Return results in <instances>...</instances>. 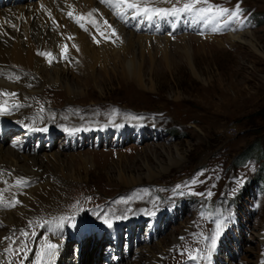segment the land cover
Here are the masks:
<instances>
[{
  "label": "rangeland",
  "instance_id": "1",
  "mask_svg": "<svg viewBox=\"0 0 264 264\" xmlns=\"http://www.w3.org/2000/svg\"><path fill=\"white\" fill-rule=\"evenodd\" d=\"M166 3L172 6L169 10L186 3L211 8V14L219 13L224 27L210 35L216 38L186 31L166 44L151 42L152 52L146 49L137 54L146 61V87L125 76L112 61L107 69L96 66L98 85L81 79L89 81L86 95L76 98L72 106L64 102V92L45 89L29 113L35 126H47L52 140L37 134L24 143L23 150L61 154L49 168L82 180L70 192L68 205L64 203L60 209L66 212L59 215V223L68 232L70 264L89 257L90 264H117L112 262L114 255H120L119 264H194L197 261L190 254L180 252L208 255L207 226L202 218L193 223L202 204L208 205L203 220L209 224L211 237L216 236L217 223L222 225L215 242L220 253L217 264H264V0ZM143 8L137 9L146 13ZM219 9L228 11L221 14ZM90 22L92 29L94 25L100 29L103 23L101 18L100 23ZM235 28L250 31L257 50L232 42L229 33ZM73 70L75 78L79 73L77 68ZM53 111L65 117L57 118ZM133 126H143L142 132L134 136L129 128ZM65 141H70L67 146ZM246 151L256 154L238 165ZM167 154L180 164L170 165ZM83 156L88 157L89 165ZM145 162L155 170L161 164L170 169L150 183L133 188L121 184L120 168L128 176L148 180ZM106 221H112L113 227L120 221L117 237L111 236ZM39 233L32 232L33 241ZM31 238H18L24 247L11 253L18 257L17 264L24 261ZM79 239H88L89 246L78 249ZM151 251L153 254L148 253ZM150 254L162 257L153 263ZM204 264H211L210 259Z\"/></svg>",
  "mask_w": 264,
  "mask_h": 264
},
{
  "label": "bare ground",
  "instance_id": "2",
  "mask_svg": "<svg viewBox=\"0 0 264 264\" xmlns=\"http://www.w3.org/2000/svg\"><path fill=\"white\" fill-rule=\"evenodd\" d=\"M2 1L3 5H0V93H13L14 95L0 94V107L6 109L0 111V264H17L18 257L11 253L13 250L24 247L18 238L21 236L31 238L33 237L32 232L40 233L35 241L31 238L32 244L27 245L29 247L28 250L26 249V257L19 264H43L44 260H48L41 248L46 241L57 245L55 254L48 260V264H70L72 258L69 244H67L68 232L64 231L59 223V215L66 212L60 209L64 203L67 204L69 201L70 192L76 190L74 186L82 180L73 173H65L61 170L62 168L61 171L49 168L50 165L56 164L61 154H48L47 152L36 154L23 150L24 143L29 139H34L37 134L41 137L45 135L47 140H52L47 127L39 129L40 127L34 125L29 107L32 103L36 107L35 99L43 96L47 88L64 92L66 96L64 102L67 101V104L72 106L77 102L76 98L86 95L87 82L92 80L98 85L96 66L100 64L106 68L112 61L120 65L125 76L132 77L139 85L146 87L143 75V66L146 61L137 54L144 53L146 49L152 52L151 42L166 44L171 41V37L186 31H194L206 38H216L210 35L219 31L225 22L220 21L219 13H201L198 9L171 13L169 9L172 6L167 5L166 0H164L165 3L161 0H129V2L132 1L150 9L168 10L167 15H158L153 11L144 13L142 10L131 9L120 0L112 1L111 4L113 6L123 5L121 7L123 11L111 13L106 11L101 0ZM94 9L108 16V23L115 30L114 35L113 32L107 34L95 31L85 32L80 29L75 19L68 16V13L72 12L74 16L87 17V14L92 12L91 18L82 20L88 22L96 18V21L100 23V18L97 17ZM148 13L152 18L148 16ZM86 26L92 29L88 23ZM236 28L235 30L230 29V40L246 43L257 50L252 33L250 31L239 32ZM140 30L158 34L137 33ZM159 32L166 35L162 34V36ZM187 37L190 36L184 38ZM38 53H50L51 56ZM69 59L72 66L68 64ZM151 60L153 65L154 61ZM73 68H77L81 76L76 75L72 78ZM86 78L89 81L84 83L83 80ZM54 113L57 118L65 117L60 111ZM8 123H15L24 130L20 133L13 131L14 138L8 139V135L10 137L11 134L5 131ZM101 128L104 130L105 127ZM129 128L134 130V136L143 130V126ZM121 131L124 134L125 127ZM69 142L65 141L63 144L67 146ZM151 152L156 155L153 151ZM163 152L169 153L170 151L163 148ZM167 155L170 158V165L180 164V161L171 157V154ZM177 156L183 160L179 152ZM82 159L86 166L89 165L88 157L83 156ZM170 165L161 164L159 169L155 170L145 162L148 180H144L140 175L128 176L125 168H120L119 180L126 187L133 188L145 181H153L161 174L165 175ZM21 180L24 183L18 185L17 182ZM16 201L19 203H15ZM10 203H15V206H9ZM118 223L120 221L116 222L117 225ZM107 224L112 234L110 235L117 237V225L114 226V230L112 221H108ZM3 225H6V231ZM30 226L33 227L32 231L29 229ZM9 230L13 233L8 232ZM76 246L78 249L89 246L88 239H79ZM160 250L163 248L161 247ZM148 253L153 254V251ZM152 254L150 258L153 259V263L162 257ZM91 261L93 260L89 257L78 261V264H90Z\"/></svg>",
  "mask_w": 264,
  "mask_h": 264
},
{
  "label": "snow or ice",
  "instance_id": "3",
  "mask_svg": "<svg viewBox=\"0 0 264 264\" xmlns=\"http://www.w3.org/2000/svg\"><path fill=\"white\" fill-rule=\"evenodd\" d=\"M101 2L111 4L112 3V0H101ZM120 2L123 3V4H126L127 7L131 8V9H137V8L140 7L139 4H137L135 2H129V0H120ZM199 2H200V0H197V3H199ZM205 2H206V0H205ZM236 8H237V10L239 9V4H237ZM192 10H194V5L192 3H186V4H184L183 8H179L178 9V8L173 7L171 9V13H178V12H181V11H192ZM93 11H95V10H93ZM144 11L145 12L153 11V12H155L158 15L159 14H165V15L169 14L168 10H165V9L156 10V9H148V8H145ZM198 11H200L201 13H210L212 11V9L211 8H204V9H198ZM218 11L221 14H224L228 10H226V9H219ZM234 14H238V13H234ZM68 16L71 17V18H73V19H75L76 23L79 24L80 27L85 28V25L82 24L80 21H81V19L91 18L92 17V12H89L87 14V17H85L83 15L82 16H74L72 12H69L68 13ZM91 22L93 24L96 23V21L94 19H92ZM105 23H107V21H105ZM108 27H111V26L109 25ZM85 30H87V29L85 28ZM112 32H113V35H114L115 34V30L113 29ZM101 34H103V33H101ZM69 39H71V37H69ZM97 42H99V41H97ZM38 54L46 55L48 57L51 56L50 53H38ZM49 62L51 63V59L49 60ZM0 94H4V95H14L13 93H0ZM5 110H6L5 108L0 107V111H5ZM23 183H24V181H22V180L17 182L18 185L23 184ZM193 183H195V181H193ZM209 195H211V193H209ZM15 203H19V201H16ZM15 203H10L9 206L14 207L15 206ZM61 219H63V218H61ZM106 223H107V221H106ZM109 226L111 227V224H109ZM73 227H75L74 224H73ZM216 227H217L216 236H214L212 238L213 239V245L215 244L216 237L219 236V234H220V231L219 230L222 228V225L220 223H217ZM41 248H42V251H44V254L48 257V260H50L51 257L55 254V250L57 248V245L54 244V243H51V242H47L46 241L45 244L41 245ZM190 258L191 259H196L197 257H194L193 256V257H190ZM48 260H44L43 261V264H48Z\"/></svg>",
  "mask_w": 264,
  "mask_h": 264
},
{
  "label": "trees",
  "instance_id": "4",
  "mask_svg": "<svg viewBox=\"0 0 264 264\" xmlns=\"http://www.w3.org/2000/svg\"><path fill=\"white\" fill-rule=\"evenodd\" d=\"M256 154V151H246L244 152L241 156H240V160H239V163L238 165H240L241 163L244 162V160L246 161V159L248 158H252L254 155ZM262 155V152L260 153Z\"/></svg>",
  "mask_w": 264,
  "mask_h": 264
}]
</instances>
